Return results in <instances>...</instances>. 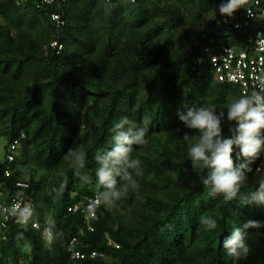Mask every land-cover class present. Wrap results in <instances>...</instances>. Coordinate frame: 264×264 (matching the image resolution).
<instances>
[{"label":"trees","instance_id":"trees-1","mask_svg":"<svg viewBox=\"0 0 264 264\" xmlns=\"http://www.w3.org/2000/svg\"><path fill=\"white\" fill-rule=\"evenodd\" d=\"M251 1L242 0L240 8ZM221 2L0 0V134L8 139L0 183L11 192L15 181L28 182L19 191L34 216L44 223L51 214L60 233L49 250L41 229L9 221L0 228V264H264V228L248 230L245 259L233 260L222 250L234 225L264 221V207L208 195L201 183L207 169L193 168L189 143L182 139L188 132L194 142L198 133L177 115L193 104L226 111L229 98L242 95L211 70L210 56L222 44L240 46L252 33L222 26L215 10ZM52 13L61 15V25ZM180 31L192 36L183 39ZM57 37L60 50L51 46ZM199 55L204 61L196 68ZM122 116L151 121L147 144L134 145L131 153L142 161L139 188L114 207L100 204L93 230L80 235L84 215L68 209L100 190L94 156L111 147L110 128ZM223 128L227 133V123ZM15 140L18 154L8 161ZM76 143L86 152L80 175L88 174L91 185L66 160ZM263 165L264 152L250 164L241 195L264 182ZM6 167L12 169L9 177ZM201 216L216 219V229L201 225ZM19 232L31 243L30 253L21 251ZM75 236L76 249L87 255L72 260L69 244ZM91 251L102 255L91 257Z\"/></svg>","mask_w":264,"mask_h":264},{"label":"clouds","instance_id":"clouds-1","mask_svg":"<svg viewBox=\"0 0 264 264\" xmlns=\"http://www.w3.org/2000/svg\"><path fill=\"white\" fill-rule=\"evenodd\" d=\"M241 4L242 0H222L215 10L231 17ZM248 14L251 16L252 12L248 10ZM177 115L187 129L198 133L194 142L188 132L183 134L182 139L189 143L187 156L193 168L200 165L207 169L201 183L208 189V195L220 196L224 201L239 198L242 204L264 207V182L255 191L240 194L246 172L251 170L250 164L264 152V89L254 91L251 95L229 98L226 111L217 110L215 104H193L186 105L183 111L178 110ZM225 123L228 125L227 133L223 128ZM150 124L147 117L137 122L128 116H122L112 124L111 147L107 150L97 149L94 156L97 165L95 183L100 189L96 192L95 203L108 208L114 207L130 189L139 188L138 177L143 174L142 161L131 156V153L134 145L147 144ZM17 154L15 153V157ZM66 160L74 174L80 175L86 164L83 146L76 143L74 147H70ZM80 179L85 184H92V178L86 173L80 175ZM63 187L62 184L59 191ZM136 198L141 197L137 195ZM33 215V210L26 205L19 215V223L27 225ZM199 223L207 230L217 227L216 219L210 216H201ZM261 228H264V221L255 219H247L239 226L234 225L222 241V250L233 260L245 259L249 252L246 239L248 230ZM59 235L55 218L47 214L41 233L44 245L51 250V245ZM15 239L22 252H31L32 245L24 232L17 233Z\"/></svg>","mask_w":264,"mask_h":264},{"label":"built area","instance_id":"built-area-1","mask_svg":"<svg viewBox=\"0 0 264 264\" xmlns=\"http://www.w3.org/2000/svg\"><path fill=\"white\" fill-rule=\"evenodd\" d=\"M17 3H23L27 0H16ZM42 3H54L56 0H40ZM135 3L137 0H128ZM39 6V4H38ZM60 8L61 6L58 5ZM248 10L252 12L250 16ZM58 25L62 24L61 15L52 13ZM220 23L228 31L243 30L252 33L247 36L245 43L240 46H229L222 44L220 49L210 56L211 70L215 79L221 82L237 85L242 95H251L254 91L264 89V4L261 0H252L250 4L240 8L231 17L222 15ZM259 34V35H258ZM53 48L62 49V43L59 38H55L51 42ZM205 51L210 50L209 45H205ZM195 67L199 68L204 61V57L199 55L196 60ZM21 137H24L22 134ZM20 140H15L11 145L10 153L7 155L8 161H13L15 158L16 148ZM12 174V169L6 167L4 175L9 177ZM29 187V183L24 180L15 181L14 191H7L3 184L0 183V228L5 227L9 221L19 223V215L29 206L32 210V204L27 199V196L19 189ZM7 198V200H5ZM100 204L95 203V195L86 200L79 201L69 207L71 212H80L84 215L86 228L80 230V235L85 233V230H93L91 221L97 218V208ZM20 224V223H19ZM27 225L36 229H41L44 223L39 221L34 215ZM79 243V237L75 236L71 239L69 250L72 260L86 256V253L76 249ZM118 246V245H116ZM102 255L97 251H91L89 256ZM14 264V263H11Z\"/></svg>","mask_w":264,"mask_h":264},{"label":"rangeland","instance_id":"rangeland-1","mask_svg":"<svg viewBox=\"0 0 264 264\" xmlns=\"http://www.w3.org/2000/svg\"><path fill=\"white\" fill-rule=\"evenodd\" d=\"M180 36L183 38V39H186V37L188 36H192L191 33H189L188 35L187 34H184L182 31H180ZM224 40V39H223ZM8 144V139L6 136L0 134V162H3L6 158V148L5 146ZM264 171V165L262 166V170L261 172ZM25 173V171H24Z\"/></svg>","mask_w":264,"mask_h":264},{"label":"water","instance_id":"water-1","mask_svg":"<svg viewBox=\"0 0 264 264\" xmlns=\"http://www.w3.org/2000/svg\"><path fill=\"white\" fill-rule=\"evenodd\" d=\"M214 21L212 22L211 26L213 25ZM212 28V27H211Z\"/></svg>","mask_w":264,"mask_h":264}]
</instances>
